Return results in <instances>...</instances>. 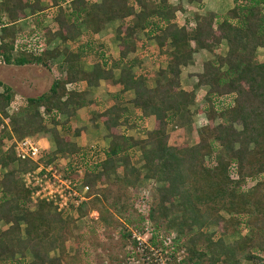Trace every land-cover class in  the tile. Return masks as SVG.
Segmentation results:
<instances>
[{
    "label": "trees",
    "instance_id": "1",
    "mask_svg": "<svg viewBox=\"0 0 264 264\" xmlns=\"http://www.w3.org/2000/svg\"><path fill=\"white\" fill-rule=\"evenodd\" d=\"M145 1L0 0V63L34 65L55 75L45 93L22 102L18 116L5 113L11 89L2 86L0 92V123L6 119L12 134L0 130V171L11 167L0 172V264H59L49 251L59 249L73 222L90 210L97 211L103 226L129 224L124 215L133 209L126 190L140 178L157 184L140 221L153 230L162 223L165 233L174 232L165 253L168 264H264V62L256 61L257 49L264 50V0H233L221 15L194 14L181 25L180 0H157L150 8ZM185 1L203 7L202 0ZM47 7L52 9L50 25L43 24ZM28 16L32 28L16 29ZM115 21L120 25L114 29L113 59L107 39L95 37ZM137 33L162 56L158 62L164 66H157L151 86L149 73L133 71L140 61L127 58L137 49ZM55 40L59 46L52 44ZM199 50L217 52L201 63L194 83L181 88L180 71ZM85 63L90 66L86 70ZM98 81L117 88L119 95L131 92L134 115L124 101L119 103L120 96L104 107L91 99L88 90ZM198 90L203 92L196 112L205 124L194 129L195 143H169L167 127L188 115ZM81 108L90 109V121L105 130V149L78 147L66 137L78 135L69 120ZM150 116L152 127L141 130V138L121 132V127H142ZM41 135L53 143L48 162L55 155L69 156L66 174L80 169L75 179L88 188V200L70 215L51 213L46 203L33 212L23 207L28 194L18 173L31 171L34 164L16 161L12 138ZM243 230L247 234H237ZM232 235L239 236L224 241ZM118 236L135 246L125 229ZM147 241L157 245L153 231ZM181 250L184 256L176 261Z\"/></svg>",
    "mask_w": 264,
    "mask_h": 264
},
{
    "label": "rangeland",
    "instance_id": "2",
    "mask_svg": "<svg viewBox=\"0 0 264 264\" xmlns=\"http://www.w3.org/2000/svg\"><path fill=\"white\" fill-rule=\"evenodd\" d=\"M146 1L145 3L149 8L151 7V4L156 3L153 0ZM211 1L213 3V6L210 8V10L218 15L225 13L231 7L232 3L231 0ZM170 2L174 4V1ZM181 6L184 10V15L183 17L181 16L177 19V23L179 25L183 24L184 20H190L194 14L202 13L200 12L199 8L195 7L196 5H190L185 0H183ZM49 12L50 11L44 12V14L47 15L45 19H48ZM29 19L32 20L33 18L30 17ZM113 25L114 27L112 29L111 27L107 28V30L98 34L96 38H106L108 43L110 44L109 56L111 58H116L117 41L113 35V32H110V30L114 31V28L119 26L120 22H114ZM15 28L19 31H27L30 30L32 27L31 23L28 24L27 20H22L15 24ZM136 37L137 49L139 50L134 53H130L127 58H137L141 62V70L143 69L149 74H154L157 71L156 66H158L159 68H162L164 66L161 62H158V60H161L162 56L154 53L157 51L154 48L153 43L145 41L141 33H137ZM139 45H142V48H139ZM221 50H223V48ZM216 52V50L212 53H208L204 50H199L193 55L192 63L189 64L190 68L188 70L182 71V78L186 79V81L182 80V83L185 85L184 87L191 86L194 83L192 77L193 75L200 73L201 63L211 58L213 55L216 54ZM150 54L154 55L153 59H150ZM256 61L264 62L263 49H257ZM154 66L156 68H154ZM54 77L55 75L50 74L43 68L34 65H26L22 67L0 65V91L2 90V86H8L11 89L12 93H14L15 96L20 98V100H24L27 97L35 98L47 91ZM180 86L182 87V85ZM202 92L203 90H198L195 92V100L188 109V115H183L181 119H179V122H177L178 124H174L173 126L169 125L167 127L169 143H195L196 132L194 131V128H199L197 127L198 122H202V120L204 121L203 118L198 120L195 117L197 115L196 110L198 106L202 103V101L199 100L201 98L200 95H202ZM39 112H41V109H39ZM18 113H16L17 116L19 115ZM193 118H195V120ZM1 124L2 121L0 125ZM71 127L73 128L72 124ZM7 129L9 131V126L3 127L0 130H5L7 132ZM137 129L140 131L142 130L141 127ZM87 142H91V140ZM13 167L16 166L13 165ZM9 168L11 167L7 166L0 172H6L9 170ZM19 174L20 173H18V178ZM117 174H119V172ZM246 185H249L248 181H246ZM156 187L157 184L153 180L148 181L146 179L140 178L139 182L134 187L127 188L126 193L131 198L130 202L132 205L131 207L133 209V211L129 214L124 215V217L129 221V224L125 223L122 220L125 226H122V223H120L121 221H118L117 223H111L110 226H103L98 222L97 211L90 210L85 216L80 219H76L73 222L70 234H66L64 236V239L62 240V244L59 249L55 248L54 250L49 251L48 256L50 258L52 257L60 260L59 264H153L155 261L156 262L154 264H168V261L166 260V258L168 259V257H166L165 253H168L169 250H166L165 252L161 251L160 239L164 236H169L170 234L174 236V232H170L169 234L165 233L162 223H157L156 227L154 226V228L156 229L153 230V226H150L147 222L140 221V218L144 217L146 214V210L150 205L151 198H153V191ZM142 189L144 191H142ZM39 203L43 202H38L34 205L31 204L27 196V202L23 204V207L33 212ZM49 207L50 212L53 213L54 211L50 205ZM220 214L222 213L220 212ZM144 228H146L147 231H145ZM123 229H125L127 232H130L131 236L132 234H139L140 237H142L146 243L147 239L149 238V233L153 231L156 235L157 245L152 246L149 242L147 244L154 248L158 252V255L154 257L150 256L147 261L144 260V257L147 256L146 251H136L135 246H132V244H130V239L121 240L119 238L118 235ZM214 229L216 230L215 227ZM144 231L147 232V234H144ZM237 234L245 235L247 234V232L246 230H243L241 233ZM239 235H232L226 237L224 238V241L231 242ZM171 243L172 238L170 240V246ZM85 250H87V255L84 254ZM24 256L26 260H30V255L27 252L24 253ZM174 256H176V258H181L184 256V253L181 250L178 251ZM155 257L156 260L153 262Z\"/></svg>",
    "mask_w": 264,
    "mask_h": 264
},
{
    "label": "built area",
    "instance_id": "3",
    "mask_svg": "<svg viewBox=\"0 0 264 264\" xmlns=\"http://www.w3.org/2000/svg\"><path fill=\"white\" fill-rule=\"evenodd\" d=\"M0 65L3 64L0 63ZM10 106L5 109V113L8 116L17 112L15 108ZM1 121L0 129L7 127V120L1 119ZM204 124L205 119L202 122H198L197 127L200 128ZM12 152L16 161H28L34 164V168L31 171H22L19 174L20 182L23 189L27 191L28 200L31 204L34 205L38 202H43L50 205L54 212H67L70 215L82 202L88 200V196H86L88 188L79 185L77 179H75L76 176L81 175L80 169H77L71 175L66 174L63 170L64 174H62L52 163H42L41 148L38 142L32 137H24L17 140L12 138ZM142 191L144 190L142 189ZM144 230L147 231L146 228ZM145 231L144 234H147ZM173 237L170 234L169 236L167 235L161 238V247L166 248V250H171L169 246L170 240ZM131 238L136 242V251H146L147 256L144 257V260L147 261L150 256L154 257L158 255V252L148 245V241L146 243L139 234H132ZM181 258L177 257L176 261ZM155 260L156 257L153 262Z\"/></svg>",
    "mask_w": 264,
    "mask_h": 264
},
{
    "label": "crops",
    "instance_id": "4",
    "mask_svg": "<svg viewBox=\"0 0 264 264\" xmlns=\"http://www.w3.org/2000/svg\"><path fill=\"white\" fill-rule=\"evenodd\" d=\"M69 1V0H67ZM98 1V0H95ZM170 1H174V3H176L178 0H168V2L171 4ZM230 1V0H229ZM155 2H157V0H155ZM181 4L183 3V0H180ZM231 2H233V0H231ZM203 3V7L200 9V12H202L201 14H205L207 12H211L214 13L213 11L210 10V8L213 6L212 1L210 0H202ZM45 7L46 6H50L49 3L44 2ZM193 5V4H191ZM232 6V3H231ZM193 7V6H190ZM197 7V5L195 6ZM231 8V7H230ZM229 8V9H230ZM51 8H46L45 11H51ZM44 11V12H45ZM184 15V14H183ZM182 15V17H183ZM30 16L26 17L23 20L27 19V22L29 20ZM22 21V20H21ZM114 22L110 23L109 25H107L102 31H100L98 34L102 33L103 31L107 30V28L111 29L114 27L113 25ZM116 23V21H115ZM44 25L49 24L50 25V18L48 17V19H45L43 21ZM116 28V27H115ZM114 28V29H115ZM110 32H113L114 35V31L110 30ZM98 34L96 36H98ZM96 38V37H95ZM101 39V38H100ZM53 45H58L59 46V42L58 41H53L52 42ZM139 49H136V51ZM135 51V52H136ZM129 55V54H128ZM116 57H117V44H116ZM128 57V56H127ZM115 59V58H113ZM60 63V59H58L57 61H53L52 63V67L56 66L57 64ZM141 63V62H140ZM84 69H88L89 63H85L83 65ZM157 67V66H156ZM154 66V68H156ZM141 64L139 66H136L133 68L134 72L137 71H141ZM190 68V65L186 66L185 68H182L180 71V75H179V83L180 85H182L181 88H184V84L182 83V80L186 81L185 78H182V71L183 70H188ZM114 75H117V71H114ZM114 76V77H115ZM194 76V75H193ZM155 77V73L154 74H150L149 80H148V84L151 86L153 83V79ZM194 78V77H192ZM112 86L108 85L106 82L104 81H98L97 86L90 88L89 91V97H91V99L99 102L100 104H102V106L104 107L105 105L111 104V103H115L113 101V99L117 96V97H121V101L119 103H123V105L128 109L130 116H133V112H132V107L131 105L128 103L129 100H131L132 98V93L131 92H125L121 95L118 94V92H116L118 89L114 87V89H111ZM28 98V97H27ZM26 99V98H25ZM24 99V100H25ZM24 100H20V98H18L17 96L14 95L12 96V101L10 103V107L15 108L16 109V113H18L20 106L23 104L22 102ZM90 110V109H89ZM89 110L85 109V108H81L78 109L75 113V116L73 118H71L69 120V126L71 128V130H79L78 135L75 136V134H68L66 135V137L68 138V140L72 143H74L76 146L78 147H92L95 149H105L107 147L108 144V139L106 138V132L103 129L102 125L99 122H94L92 123L90 121V112ZM15 113V114H16ZM14 115V114H13ZM11 116V115H9ZM200 114H197L195 117L196 119H200ZM195 120V118H193ZM71 124L73 125V128L71 127ZM153 124V116H150L149 118H147L146 120H144L143 125L141 127V129H145V130H150ZM7 126L8 123H7ZM51 125L47 126L50 127ZM195 129V128H194ZM57 132H60L59 128L56 127ZM7 132L9 133V135H12L10 132V128L9 131L7 129ZM121 132L124 133L126 136H130L133 138H141L142 134L140 133L141 131L138 130L137 128L135 129H125L123 127H121ZM59 136H63V135H59ZM25 137H32L33 139H35L38 144L39 147L41 148V161L42 163H52L53 166L62 174H64L63 170L66 173V166L70 163V157L67 155H55L52 159V161L48 162V158L50 157L51 152L53 151V143L50 139L49 136H25ZM24 138V137H23ZM21 139V138H20ZM91 142H87L90 141ZM92 154V153H91ZM94 160L93 157L90 158V161L92 162ZM74 174V173H72Z\"/></svg>",
    "mask_w": 264,
    "mask_h": 264
}]
</instances>
